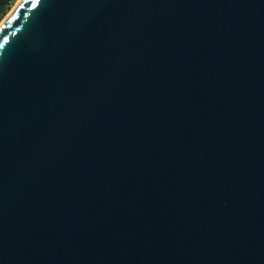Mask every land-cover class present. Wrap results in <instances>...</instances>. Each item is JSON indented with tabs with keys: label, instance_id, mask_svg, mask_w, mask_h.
Returning a JSON list of instances; mask_svg holds the SVG:
<instances>
[{
	"label": "water",
	"instance_id": "obj_1",
	"mask_svg": "<svg viewBox=\"0 0 264 264\" xmlns=\"http://www.w3.org/2000/svg\"><path fill=\"white\" fill-rule=\"evenodd\" d=\"M0 264H264V0L15 3Z\"/></svg>",
	"mask_w": 264,
	"mask_h": 264
},
{
	"label": "trees",
	"instance_id": "obj_2",
	"mask_svg": "<svg viewBox=\"0 0 264 264\" xmlns=\"http://www.w3.org/2000/svg\"><path fill=\"white\" fill-rule=\"evenodd\" d=\"M14 0H0V21L9 10Z\"/></svg>",
	"mask_w": 264,
	"mask_h": 264
},
{
	"label": "rangeland",
	"instance_id": "obj_3",
	"mask_svg": "<svg viewBox=\"0 0 264 264\" xmlns=\"http://www.w3.org/2000/svg\"><path fill=\"white\" fill-rule=\"evenodd\" d=\"M17 2V0H14L13 2H12V4H11V6H10V8H9V10L7 11V13L6 14H8L9 13V11L12 9V7L15 5V3ZM6 14L4 15V16H6ZM4 18V17H3ZM2 18V19H3ZM1 19V20H2ZM1 22V21H0Z\"/></svg>",
	"mask_w": 264,
	"mask_h": 264
},
{
	"label": "bare ground",
	"instance_id": "obj_4",
	"mask_svg": "<svg viewBox=\"0 0 264 264\" xmlns=\"http://www.w3.org/2000/svg\"><path fill=\"white\" fill-rule=\"evenodd\" d=\"M18 1H19V0H17V2H18ZM17 2H16V3H17ZM12 8H13V7H12ZM7 15H8V14H6V16H7ZM6 16H4V18H5ZM2 20H3V19H2Z\"/></svg>",
	"mask_w": 264,
	"mask_h": 264
}]
</instances>
